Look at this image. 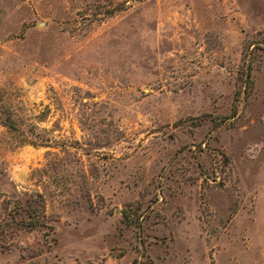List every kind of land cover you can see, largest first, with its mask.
Wrapping results in <instances>:
<instances>
[{"label":"rangeland","instance_id":"374dc122","mask_svg":"<svg viewBox=\"0 0 264 264\" xmlns=\"http://www.w3.org/2000/svg\"><path fill=\"white\" fill-rule=\"evenodd\" d=\"M35 193L0 264H264V0H0V220Z\"/></svg>","mask_w":264,"mask_h":264},{"label":"trees","instance_id":"16d2710c","mask_svg":"<svg viewBox=\"0 0 264 264\" xmlns=\"http://www.w3.org/2000/svg\"><path fill=\"white\" fill-rule=\"evenodd\" d=\"M251 66L244 70V86L251 89L252 80L250 78ZM9 128H15V122L10 117L3 121ZM14 212L9 214V218L0 220V240L14 235L16 229L32 230L37 227L50 228L44 212L43 197L39 193L29 194L22 202L14 205Z\"/></svg>","mask_w":264,"mask_h":264}]
</instances>
